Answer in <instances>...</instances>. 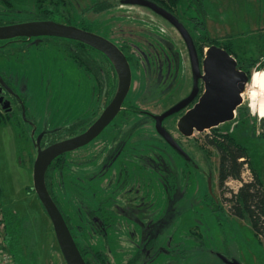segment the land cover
<instances>
[{
	"label": "rangeland",
	"instance_id": "374dc122",
	"mask_svg": "<svg viewBox=\"0 0 264 264\" xmlns=\"http://www.w3.org/2000/svg\"><path fill=\"white\" fill-rule=\"evenodd\" d=\"M34 1L29 0L27 9L30 8L31 13L28 15H14L0 6V17L13 18V20L31 18ZM209 1L213 5L216 4L215 0V2ZM61 2L51 0L45 3V9L51 8L54 11L56 4H65L64 14L62 17L58 15L53 18L54 22L65 23L70 19V25L77 28L86 25L90 32L104 37L108 35L109 29L114 30L113 23L116 24L120 21V17H125L127 22L123 20V26H129L130 29L123 28V32L132 31L147 36L144 38L147 42L142 45L153 46L155 60L149 64V59L145 55L142 65L138 63L139 71L133 69L135 80L141 84L147 78L144 74L147 72L145 66L149 64L151 68L157 69L159 67L157 59L166 50L167 58L164 56L161 59L166 61L164 72L160 73L157 70L153 79L157 83H162L160 77L169 78L171 74L174 81L175 71L178 78L174 87L178 88L179 96L173 101L161 102L160 108L154 111L163 113L188 94L191 86V64L181 36L170 23L147 8L124 5L119 0H108L109 3L118 6L117 11L121 15H117L113 20L107 18L110 17L109 15H116L114 9L105 13L103 17H95V13L90 8L96 0H61ZM218 2L220 5L217 4L219 8L215 11L206 10L207 16L211 17L212 21L221 23L219 30L213 26V23H209L211 27L208 34L211 39L220 41L221 46L231 44L239 61L257 59L261 54L264 58V14L261 13L260 16L256 12L257 10L263 12L264 6L260 8L249 4L234 6L229 1L221 8L222 2L220 0ZM231 8L233 16L237 18H240L244 12L250 11L245 21L240 24L239 31L232 36L228 30L227 20V16L231 15ZM175 15L192 31L200 50L204 52L202 56L204 58L207 43L200 39L202 32L196 30L195 23L189 20L197 14L188 10V2H184L176 9ZM105 26L108 27L103 33L99 28ZM41 46L43 47L44 44ZM172 47L177 53L174 63ZM14 50L16 57L8 54L10 49L0 48V71L16 83L17 92L19 94L21 92L22 97L28 100V108L34 117L27 115L25 120H34L39 130L42 124H48L52 129L69 126L77 122L81 115L88 113L89 87L80 79L81 74H78L72 65L62 63L60 50L51 49L48 58L42 55L33 64L30 56L33 53H27L25 45L15 44ZM259 65L260 63L252 70L251 76L264 71H258ZM168 81L170 82L169 79ZM173 81L170 83L173 84ZM136 83L138 82H135L134 87ZM186 85L188 87H184ZM166 88L161 84L159 89L154 91L155 95H163L167 100L165 93L159 92L160 90L166 92ZM252 91L250 82L243 95V105L239 109L241 111L249 109L250 114L244 119H239L240 112L237 111L235 121L219 128L224 130L229 127L232 130V127H235L232 130L233 136L238 142L248 145L251 162L260 173L264 188V119L258 117L249 107ZM140 92L136 91V88L134 94L130 92L125 105L131 108L138 107L135 99L140 96ZM75 97L78 98L77 101ZM70 102L73 106L66 112L65 109L67 110ZM151 104L146 102L144 106L150 107ZM130 117L142 125L139 124L140 128H134L133 131L128 129L129 143H134L130 141L132 137L141 141L148 138V144L160 143L159 147H146L148 157L147 161L144 160V164L134 161V154L131 159L124 162V155L130 153V147L110 143L108 138L112 134L104 132L84 150L67 156V159L75 163L80 161L81 157L88 156L90 159L88 163L78 166L74 165V162H69L62 176L58 174L55 176V193L64 214L70 220L77 241L88 246L95 253L101 252L108 256L110 264H130L139 252L143 260L138 264H143L145 261L146 264H162L160 261L165 262L163 264H202V262L225 264L218 255L225 256L229 260H238L241 264H264V235L257 236L249 220L240 219L233 211L234 198L240 193L241 188L236 183H231L232 179L227 180V184L225 183L222 188L219 186L220 156L216 147L209 144V140L214 137V129L196 133L189 142L179 138L185 144L182 145L183 150L195 158L194 165L190 164L188 167L183 160L185 157L168 147L162 139L160 140L155 133L154 125L145 124L151 123L150 119L140 117L138 120L137 115L134 114ZM180 117L181 114L165 122L170 132L176 135L174 136L176 139L178 134L174 131H178L177 122ZM25 120L20 119L7 123L5 127L0 126V179L7 188L6 191L4 190V195L8 193L15 203L21 204L28 211L27 216L20 213L22 217L17 221L13 219L14 215L7 216L10 226L6 245L15 264H66L52 222L37 194L31 187L35 193L33 196L36 204H34L31 199L29 201L26 192L27 185L33 184L34 162L31 156L34 153L29 141L30 133H26L29 127ZM121 120L123 118L116 119L115 126H118ZM102 147L107 148L109 152L115 151V163L112 161V156L110 161H103L101 157L96 161L91 159V152ZM121 148H125L124 153H121ZM245 164L243 170L245 172L249 170L254 175L251 166L246 162ZM104 166H106L105 174L100 177L98 172ZM200 167L206 173L213 167L212 194L216 198L210 193L206 176L200 175L198 171ZM81 200L84 206L80 204ZM213 204H216L215 210ZM91 209H98L103 222L97 221L93 224ZM8 211L12 210L8 209ZM109 221L112 223L110 227ZM103 223L108 228L104 229ZM144 247L150 252L146 254L143 251ZM162 250L165 251L164 254L161 253Z\"/></svg>",
	"mask_w": 264,
	"mask_h": 264
},
{
	"label": "flooded vegetation",
	"instance_id": "af4514ba",
	"mask_svg": "<svg viewBox=\"0 0 264 264\" xmlns=\"http://www.w3.org/2000/svg\"><path fill=\"white\" fill-rule=\"evenodd\" d=\"M107 1L108 0H96V2L93 5L98 4V3H102V2H107ZM119 1L122 2L123 0H119ZM108 5L111 6L108 10L103 11L101 13H95L94 12L95 17L96 16H97L96 18L103 17L105 15V13H107L113 9L117 12L116 15H109L110 17H108L107 20H113V19H115V17L117 15L121 16L117 11V9H118L117 5H113L111 3H109ZM32 8L34 9V11H32V14H34V12L36 14L37 13L36 7L32 6ZM5 11H7V10H5ZM19 14H22V13L20 12ZM14 15H16V14H14ZM52 20L53 19L30 20L29 18L28 19H16L15 18V20H13V18L5 19L3 17H0V27L17 25V24L28 23V22H36V21L40 22V21H52ZM123 20H125V17H120V21L116 22V24L113 23L114 25L112 27H114V30L109 29L107 32L108 35L104 36V37L101 36V37H103V38L107 39L108 41H110L111 43L115 44L120 49V51L125 55L127 61L129 62L130 66H131L132 76H133V69H134V71H139L138 70V63H141V65H142V60H145L144 59L145 55L149 59V64L152 60H155V58H154L155 50H154L153 46L152 47H145L142 45L143 43L147 42L144 40V38L147 36H145L143 33L138 34V33H133L132 31H126V30H129L130 27L129 26H123L124 25ZM2 21H4V24ZM180 21H182V20L180 19ZM119 22H122V24H120ZM125 22H127V21L125 20ZM56 23H59V22H56ZM60 23L64 24V25L72 26V25L68 24L69 23L68 21H66L65 23H63V21H61ZM83 26L84 27H82L80 29L84 30L83 28H86V30H84V31L90 32L86 25H83ZM185 26H186V24H185ZM106 27H108V26H105L104 28H99V29L103 33H105ZM123 28H126L125 32H123V30H122ZM176 32H177V30H176ZM177 34H179V32H177ZM193 38H194V36H193ZM56 40H60L61 42H57ZM194 40H195V38H194ZM0 42H1L0 48L6 47V49H10L8 54L10 56L13 55V57H16V54H15L16 50H14L15 44L25 45V47H27V50H26L27 53H30V54L33 53V55H30L32 58V61H33L32 64L35 62L36 59L41 58L42 55H45L46 58H48L47 56H48V54L51 53L50 52L51 49L60 50L61 51L60 54L63 57L62 63H68V64L72 65L75 68L76 72L78 74H81L80 79L85 82L86 86L89 87V93H88L89 99H88V101H90V103L87 104V105H89V107H88V113L86 115H84V116L81 115L77 122H75L69 126H66V127H58V128H52L51 129L50 127H48V124L47 125L42 124L41 129L39 130V126L37 123H34V120H32V119L25 120L27 115L34 117L32 112L28 108V100L27 99L25 100L22 97L21 92H20V94L17 92L16 83H14L12 81V79L8 78L7 75H4V73L2 71H0V116L10 119L11 122H16V120H20V119L25 120V123L29 127V129L26 131V133L27 132L30 133L29 134V141H30L31 147L33 148V153H34V155L31 156L33 162H35V158H36L35 156L38 153L39 146H38L37 140H38L40 135L43 134V138L41 139V142H40V148H42V150H44V149H46V148H48V147H50V146H52V145H54L60 141L71 139L73 137L84 134L100 118L101 114L103 113L105 108L112 102V100L116 94L117 86H118V76H117V72H116V69L114 67V64L112 63V61L109 59V57L107 55H105L104 53H102L101 51H99L97 49L89 47V46H87L81 42L57 38V37H40V38H32V39L22 38V39H15V40L0 41ZM120 42H122V43H120ZM195 42H196V40H195ZM43 44H44V46L42 47L41 45H43ZM149 49H151V50H149ZM27 53H23V54H27ZM187 53H188V50H187ZM171 54L173 57L172 62L174 63V60H175L174 57L177 58L176 49L174 47H172ZM164 56H165V58H167L166 50H164V54L163 53L160 54L159 55L160 58L157 59L159 62V67L157 69L152 67L153 73H151V76L148 74V67H150L151 65L149 66V64H148V66H145V68L143 67L145 70H147V72L144 71L145 72L144 74H146V77L148 78V80L146 78L145 80H143L142 84L139 81L135 80V78L133 76L132 87H131L130 92H133V94H134L135 88H136V91H138V92L141 91L140 96L135 99V101L138 103V107H132V108L127 107L125 105V102L127 100L126 99L124 104H123V109L121 110V112L116 116V118L112 121V123L101 133V135L97 139H95V140H98L104 132H108V134L109 133L112 134L110 138L107 137L110 140V143L118 144V146H121V147H124V146L128 147V148L130 147L129 148L130 153H126L124 155L125 156L124 162L129 158L131 159V157L134 154L135 158L133 160L136 162H141L144 164V160L147 161V157H148V156H146V147H159V144H160V143L158 144L157 142L155 143V145L148 144L147 143L148 138L141 141L136 137H132L131 138L132 140H130V141H134V143H129V138H128L127 132L133 131L134 128H137V129L140 128V126H138L140 123H137V121L134 120L133 118H131L130 115H132V114L137 115L138 120L140 119V117L150 119L151 123H145V124H147V125L153 124L154 129H155V133L159 136V134L157 133V130H156V121L154 118L156 115H160L161 112L157 113L156 111H154L156 109H153L152 106H157L159 108L161 102L168 101V100L173 101V100H175L176 97L179 96L178 88L174 87V84L178 78L177 73L175 71L173 72L174 77H175L174 81H173L171 74L169 75V78L158 76L161 78L162 81L161 80L160 81L162 83H157V82L150 80V78L153 77L155 75V73L157 74V70L159 72V68H162L161 73L164 72L166 61L164 62L161 60L162 58H164ZM188 57H189V53H188ZM189 63L191 64L190 58H189ZM154 70H155V72H154ZM83 76L85 78H83ZM168 79L170 80V82L173 81V84H171L168 81ZM62 81H64V80H62ZM135 82H138V83H136V86L134 87ZM193 83L194 82H193V74H192L191 86L188 90V94H186L183 98L177 100L174 105H176L177 103L181 102L182 100H184L190 96L192 89H193ZM161 84H164L167 87L165 90L167 93L162 91V90H160L159 92L165 93V95L168 98L167 100H165L166 98H164L163 95L156 96L154 93V91L159 89ZM203 90H204V85L201 82L200 95H202L204 93ZM75 99H76V101L78 100L77 97H75ZM198 99H199V97L196 99V101L190 107H188L187 109H185L182 112V115L186 111L190 110L196 104ZM146 102L147 103H154V104H152V106H150V107H145L144 103H146ZM72 106H73V104H72V102H70L69 105L67 106V110L65 109V111L68 112L69 111L68 109L71 108ZM171 106H173V105H171ZM118 118H123V120H121L119 122L118 126H115V120ZM132 119H133V122H132ZM167 120L168 119H166L164 121L163 125L165 126L167 131L170 132V130L167 128V126L165 124V122ZM140 125H142V124H140ZM128 129H129V131H128ZM114 130L116 132H113ZM174 132H176L178 134V139H176L174 137L176 135L172 134L171 132L170 133L172 134L173 138L177 141V143L179 144V146L183 150L182 145H185L183 140L189 142V140L191 138L184 137L179 132V130L174 131ZM142 134H143V132H142ZM115 135H117V136H115ZM159 138H160V140L162 139L164 141V139L161 136H159ZM179 138H182L183 140H180ZM92 143H90L89 145H87L85 147L79 148L73 152L64 153L63 155L56 158L51 163L48 170L54 164L55 165L56 164H62L63 166H65V169H64V172H65L69 162H74L73 160L67 159V156L71 153H75V152H78L80 150H84V148H87ZM168 147L173 149L169 145H168ZM124 149L121 148V150H122L121 153H124ZM134 150H136L135 153H131V151H134ZM183 151L190 158V160H187L186 159L187 157L185 156L186 158L183 159L187 163V166L190 167V164L194 165L195 158L193 157V155L190 154L189 152L185 151V150H183ZM91 154H92L91 159H94L95 161L99 160L100 157L103 161L104 160L110 161L111 156H112V161H114V163H115V160H114L115 151L114 150L109 152V150L107 148L102 147V148L96 149L95 152H91ZM117 156L119 157L118 154H117ZM80 159H81L80 161L78 160V161H76V163L74 162V165L77 164L78 166H80L82 164L88 163V161L90 160L88 158V156H86L85 158L81 157ZM207 160L209 161L208 156H207ZM105 168H106V166H104L98 172V175L100 177L105 174ZM212 169H213V167H212ZM212 169H210V172L206 173L200 167L198 169V171L200 172V175H203L204 177L206 176V181L208 182L209 175L210 174L214 175V172ZM47 173H48V171H47ZM52 175H54L53 172L50 173V176H52ZM213 175H212V177H213ZM46 177H47V174H46ZM92 177L93 176H91V178ZM94 196H95V194H94ZM212 196L215 197L214 194H212ZM80 204L82 205V200H81ZM82 206H84V205H82ZM58 208H59V206H58ZM59 210L61 211L62 208L61 209L59 208ZM99 210H100V208H99ZM91 211H92L91 215H92L93 224H94V222L96 223L97 221L103 222V218H102V216L99 215L98 209H96V210L91 209ZM61 213L65 219V222L68 225V221L66 220V218L69 219L68 216H66L64 214L63 210L61 211ZM105 224L107 225L108 222H106ZM102 225H103L104 229L108 228L107 226L104 225V223ZM111 225H112V223H111V221H109V227ZM68 227H69V225H68ZM69 229L73 235V238H74L80 252H81V249H85V250H88L90 252V254L85 253V256H83V254L81 252L85 262L87 263V260L89 262L93 261L95 252L91 248H89L88 246H85L84 244L77 241V238L74 234V229H73L72 225H71V228L69 227ZM79 229H81V228H79ZM202 245H203V243H202ZM145 248L146 247H144L143 251L146 252V254L148 252H150V251L145 250ZM161 253L164 254L165 251L162 250ZM162 256H165V255H162ZM166 256H169V255H166ZM104 257L106 258L105 264H110V259L108 258V256L104 255ZM218 257L222 262H224L219 255H218ZM223 257H225V256H223ZM200 258H202V257H200ZM142 260H143L142 254H140V252H139V254L134 258V260L132 262L130 261L131 263L130 262L129 263L132 264L133 262H135V264H138V263H141ZM229 261H232V260H229ZM160 262L162 264L165 263L163 261H160ZM146 263H147V261H145L143 264H146ZM204 263L205 262H202V264H204ZM225 264H227V263L225 262Z\"/></svg>",
	"mask_w": 264,
	"mask_h": 264
},
{
	"label": "water",
	"instance_id": "95a60500",
	"mask_svg": "<svg viewBox=\"0 0 264 264\" xmlns=\"http://www.w3.org/2000/svg\"><path fill=\"white\" fill-rule=\"evenodd\" d=\"M124 5H135L147 8L170 23L180 36L189 53L193 89L190 96L176 105L171 106L164 113L155 116L156 130L159 136L176 152L190 158L181 149L172 134L165 128L164 121L176 115L181 117L177 129L186 138L196 133H204L217 129L237 119V111L243 105L247 86L252 80L245 71L238 68L237 60L225 49L212 45L206 49L204 58L199 57L195 40L180 19L169 10L150 0H123ZM40 37H57L81 42L97 49L107 55L114 64L118 76V86L112 102L105 108L100 118L84 134L60 141L44 150L40 148L43 134L38 138V153L36 154L33 170V190L37 194L48 217L50 218L56 238L66 261V264H87L65 222V219L52 198L46 183V174L51 163L64 153L73 152L85 147L97 139L101 133L112 123L123 109L132 87V70L125 55L120 49L98 34L84 31L74 26H68L53 21H36L11 26L0 27V41L15 39H32ZM212 55L219 63L221 70L209 75L207 61ZM227 67V71L223 67ZM201 82L204 93L200 95ZM200 95V96H199ZM199 97L196 104L183 115L182 112L190 107ZM213 174L209 175L208 186L212 193ZM221 259L227 264H241L238 260L229 261L222 255Z\"/></svg>",
	"mask_w": 264,
	"mask_h": 264
},
{
	"label": "trees",
	"instance_id": "16d2710c",
	"mask_svg": "<svg viewBox=\"0 0 264 264\" xmlns=\"http://www.w3.org/2000/svg\"><path fill=\"white\" fill-rule=\"evenodd\" d=\"M47 1H51V0H35L34 1L33 6L36 7L37 13L35 14L34 12L33 18L32 17L29 18L30 20L53 19L58 15L62 17V14H64L63 11L66 8L65 4L64 5L56 4V10L54 11V10H51V8H46V9L44 8L45 3ZM57 1L61 2V0H57ZM150 1L157 3L159 6L169 10L173 14H175L176 9H178V7L181 4H183L184 2H188V10H191L195 14H197V16H194L190 18L189 20L190 22L195 23L196 30L202 32L203 35L200 37V39L205 40V42L207 43L206 48L212 45H216L218 47L225 49L231 56H233L237 60L238 68L245 71L250 77L252 75V70L257 67L258 63H260V65L258 66L259 70L258 69L257 70L258 71L264 70V58L262 57L263 54H261L257 59L256 58L243 59L239 61L238 57L235 55L233 51L231 44H225L224 46H221L222 43H220V41L211 39V37L208 34V28L205 22V20L207 19V12L205 8L204 0H150ZM28 3H29V0H0L1 8L13 14H19L20 12L25 15L30 14L31 13L30 8L27 9ZM108 4H109L108 1L98 3V4L91 6L90 9L95 13H101L103 11L108 10L111 7ZM68 20H69L68 24H71L70 19ZM2 22L4 24V21ZM83 29L86 30V28H83ZM188 30L192 34V31L189 28ZM195 43L198 48L199 57L202 58L204 52L202 53L203 50L201 51L197 42ZM261 59H263V61H261ZM159 72L160 73L162 72V68H159ZM151 73H153L152 68L148 67V74L150 76H151ZM152 78L153 77H151L150 80L154 81V79ZM190 79H192V72H191ZM184 87H188V86L186 85ZM152 104L150 106H152ZM152 107L153 109H156V110L158 109L157 106H152ZM239 109H238V113L240 112L239 119H244L247 115L250 114L249 109H244L242 111ZM9 121L11 122L10 119L0 116V126H3L9 123ZM263 124H264V120H263ZM234 128L232 127V130ZM232 130L229 127L224 130H220V128L214 129L213 130L214 137L209 140V144L216 147L217 151L219 152V156H220V166H219V184L220 185L219 186L222 188L224 184L227 182V180L240 179L242 170H243V165L245 164V162L251 166L252 171L254 173V179L252 182L244 184V186L240 189L241 190L240 193L234 198L235 202H234L233 211L235 215L239 217L240 219L249 220L257 236L264 235V188H263L262 177L260 173L257 171L256 167L254 166L253 162H251V153L248 148V145L238 142L236 138L233 136L234 131ZM64 169H65V166H63L62 164H56V165L54 164L48 170L47 177H46V183H47L48 190L60 209H61V206L59 204V198L55 193V190H56L55 176L56 174H58L59 176L60 175L62 176V174L64 173ZM51 172H53L54 175L50 176ZM213 209L214 210L216 209V204H213ZM3 214L5 218V229H7V232H8L10 224H8L7 222V216H10L13 214L8 211V208L3 209ZM17 220H18V217L16 218L14 217V221H17ZM66 220L68 221V225L71 228L70 220L67 218ZM81 252L83 256H85V253L90 254V252L85 249H81ZM105 261H106V258L104 257V254L99 252V253H94V260L90 262L87 260V263L88 264H105ZM132 264H135V262H133Z\"/></svg>",
	"mask_w": 264,
	"mask_h": 264
},
{
	"label": "crops",
	"instance_id": "0c3cea01",
	"mask_svg": "<svg viewBox=\"0 0 264 264\" xmlns=\"http://www.w3.org/2000/svg\"><path fill=\"white\" fill-rule=\"evenodd\" d=\"M215 1H216V4L213 5L209 0H206V4H205V0H204L206 10L209 11V9H210L212 11H215V9L219 8V7H217V4L220 5V3L218 2V0H215ZM220 1L222 2V5L220 6L221 8H223L225 3L229 2V1H231L234 6L241 5V4H245V5L249 4L255 8H260L261 6H264V0H220ZM249 12L250 11L244 12L240 18H237V17L233 16V10L231 8V10H230L231 15L227 16V20L229 22L228 30L230 32V36H232L237 31H239L240 24L243 21H245ZM256 12L260 16H261V13L264 14V11L261 12V11L257 10ZM257 20H258V16H257ZM205 22H206V26L208 28V33H209V30L211 27V25L209 23H213L214 24L213 26H215L217 29L218 28L221 29V23L219 21L217 23H215L214 21L211 20V17H209V16H207V19L205 20ZM218 25H220V26H218ZM5 125H3V126L5 127ZM31 187L33 188V184L31 186H30V184H28L26 187V192L29 195L28 199H29V201L31 199V202L36 204V199L33 196L35 193L32 191ZM6 189L7 188H5L4 181L2 179H0V204H1L2 208L3 209H5V208L11 209L12 210L11 213L15 216V218L19 216L18 219H20V217H22V215L27 216L28 211L26 210V208L22 207L21 204L19 205V204L15 203V200H12V198L8 195V193H6V196L4 195V190L6 191ZM20 213L22 215H20ZM13 219H14V217H13ZM240 221H242V220H240ZM6 237H7V229H5V233H4L5 243H6Z\"/></svg>",
	"mask_w": 264,
	"mask_h": 264
},
{
	"label": "built area",
	"instance_id": "2783aa9c",
	"mask_svg": "<svg viewBox=\"0 0 264 264\" xmlns=\"http://www.w3.org/2000/svg\"><path fill=\"white\" fill-rule=\"evenodd\" d=\"M253 179H254V175H252L249 170H247L246 172L242 170L241 178L238 180L232 179L231 183H236L240 188H242L244 184L252 182ZM4 233H5V218L3 214V208L0 204V264H15L13 256L11 255L5 243Z\"/></svg>",
	"mask_w": 264,
	"mask_h": 264
},
{
	"label": "bare ground",
	"instance_id": "6f19581e",
	"mask_svg": "<svg viewBox=\"0 0 264 264\" xmlns=\"http://www.w3.org/2000/svg\"><path fill=\"white\" fill-rule=\"evenodd\" d=\"M252 93L249 107L258 117L264 119V71L253 74L251 80Z\"/></svg>",
	"mask_w": 264,
	"mask_h": 264
},
{
	"label": "snow or ice",
	"instance_id": "6c2138e0",
	"mask_svg": "<svg viewBox=\"0 0 264 264\" xmlns=\"http://www.w3.org/2000/svg\"><path fill=\"white\" fill-rule=\"evenodd\" d=\"M207 70L209 75H212L214 72L220 71L221 67L219 63L216 61V59L210 54L209 59L207 61ZM224 71H227V67H223Z\"/></svg>",
	"mask_w": 264,
	"mask_h": 264
}]
</instances>
